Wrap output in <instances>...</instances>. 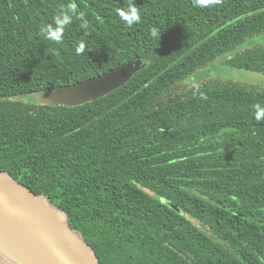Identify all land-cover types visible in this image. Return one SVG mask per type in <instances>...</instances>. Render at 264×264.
Listing matches in <instances>:
<instances>
[{
  "label": "trees",
  "instance_id": "trees-1",
  "mask_svg": "<svg viewBox=\"0 0 264 264\" xmlns=\"http://www.w3.org/2000/svg\"><path fill=\"white\" fill-rule=\"evenodd\" d=\"M70 3L83 20L45 39ZM136 58L97 99L33 97ZM219 60L238 78L183 81ZM243 71L264 73V0H0V171L65 211L100 264H264V85Z\"/></svg>",
  "mask_w": 264,
  "mask_h": 264
},
{
  "label": "water",
  "instance_id": "water-1",
  "mask_svg": "<svg viewBox=\"0 0 264 264\" xmlns=\"http://www.w3.org/2000/svg\"><path fill=\"white\" fill-rule=\"evenodd\" d=\"M146 62L141 58L101 74L33 95L38 102L77 105L122 86ZM232 76L238 78V71ZM241 79L264 85V73L243 71ZM168 205L180 211L172 204ZM0 264H100L82 234L73 229L65 211L47 196L35 194L6 171H0Z\"/></svg>",
  "mask_w": 264,
  "mask_h": 264
},
{
  "label": "clouds",
  "instance_id": "clouds-1",
  "mask_svg": "<svg viewBox=\"0 0 264 264\" xmlns=\"http://www.w3.org/2000/svg\"><path fill=\"white\" fill-rule=\"evenodd\" d=\"M193 3L197 7H207L219 3V0H193ZM73 15H76L79 19L83 20L84 14L82 12L77 13V6L75 3L68 5L67 12H61V14L54 17V25L48 24L40 28L41 35L52 42L59 43L62 41L64 36L65 27L68 26L73 19ZM118 15L121 20L128 26H132L134 23H138L141 20L140 13L135 6H129L126 9H119ZM82 27H86V24H82ZM153 36H157L156 32H153ZM160 38V34H159ZM91 48L86 50V44L81 41L75 48L76 55L85 54ZM202 98H206L201 94ZM255 119L257 121L264 120V106L259 104L254 105Z\"/></svg>",
  "mask_w": 264,
  "mask_h": 264
},
{
  "label": "rangeland",
  "instance_id": "rangeland-1",
  "mask_svg": "<svg viewBox=\"0 0 264 264\" xmlns=\"http://www.w3.org/2000/svg\"><path fill=\"white\" fill-rule=\"evenodd\" d=\"M219 74L223 76L232 75L233 74L232 68H230L226 63H223L219 60V61H216V63L212 66L209 65V66L201 67L197 69L195 72L186 76L183 81L188 82V83H194L200 79H203L201 78L202 76L203 77H207L208 75L216 76Z\"/></svg>",
  "mask_w": 264,
  "mask_h": 264
}]
</instances>
